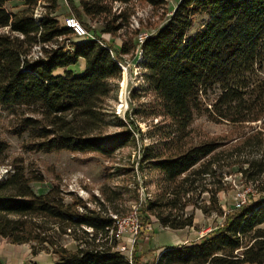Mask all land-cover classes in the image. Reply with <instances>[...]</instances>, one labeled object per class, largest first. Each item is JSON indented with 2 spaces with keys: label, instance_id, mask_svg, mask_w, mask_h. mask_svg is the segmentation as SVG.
I'll list each match as a JSON object with an SVG mask.
<instances>
[{
  "label": "trees",
  "instance_id": "trees-1",
  "mask_svg": "<svg viewBox=\"0 0 264 264\" xmlns=\"http://www.w3.org/2000/svg\"><path fill=\"white\" fill-rule=\"evenodd\" d=\"M17 1L24 8L11 13L0 0V111L7 113V130L22 139L23 149L111 159L130 144L138 148L129 168L115 169L157 177L156 194L140 205L132 264H142L137 248L154 221L172 231L192 228L194 210L223 222L199 243L166 249L154 264H264V0H179L140 46V29L130 30L133 3L157 10L166 8V1L65 0L61 13L58 0ZM38 4L42 17L34 20ZM67 17L94 39L75 37L65 26ZM125 34L130 35L122 39ZM104 35L121 38L120 47ZM36 46L40 56L28 58ZM128 55L139 59L140 82L128 91L123 117L110 119L107 103ZM79 60L84 68L76 76L69 67ZM59 69L63 75L54 74ZM201 116L250 125L251 133L225 154L222 148L231 141L193 138L192 124ZM139 121H149L145 133ZM111 126L117 131L108 132ZM7 149L0 139V162ZM232 168L257 194L224 211L217 196L230 186L223 178ZM7 173L0 181V238L28 244L32 256L48 251L51 264H129L113 250L117 241L109 235L113 216L130 210H118L116 191L102 187V199L89 200L58 185L35 193L32 185L43 183L41 176H28L21 165ZM64 237L73 249L62 244Z\"/></svg>",
  "mask_w": 264,
  "mask_h": 264
},
{
  "label": "rangeland",
  "instance_id": "rangeland-1",
  "mask_svg": "<svg viewBox=\"0 0 264 264\" xmlns=\"http://www.w3.org/2000/svg\"><path fill=\"white\" fill-rule=\"evenodd\" d=\"M164 1L167 2L166 8L157 10L139 1L133 3L135 13L131 18L130 30L140 29V33L151 34L158 27L163 25L179 0ZM4 3L8 11H17L16 9L18 6L16 2L5 0ZM199 23L198 21L195 24L194 29L198 28ZM92 27L98 30L99 26L92 24ZM129 35L130 34L120 35V37L122 39H127ZM103 38L108 40L115 48L121 45V38H112L107 35H104ZM123 61L124 62L120 65L122 69L121 80L117 85H114L111 97L107 103V111L109 117H111L110 119H112L113 114L117 117H123L124 112L128 108L126 102L128 91L131 86H136L140 82V68L137 65V61H133L132 57L129 55L124 56ZM83 68L84 62L79 60L77 64L70 66L69 70L77 76L83 72ZM63 73V70L59 69L54 74L63 75ZM123 82H125L123 94L127 106L121 108L120 94L122 92ZM0 119L2 125L0 129V139L4 140L8 145V149L0 162V181L5 179L12 165H21L28 176L36 175L43 178V183L32 185L35 193H43L51 186L58 185L62 191L73 193L84 200H89L92 197L102 199L100 189L105 187L119 194L120 198L116 202V205L121 212L131 209L136 203L137 197H140L141 194L145 195L147 197L146 199H151L157 192V177L154 174L140 178V176H137L135 173L123 175L116 172L115 169L117 168H129L136 159L138 148H135L133 144L117 151L111 159H103L92 154L81 155L67 152L44 154L27 152L22 147V139L11 135L7 130V113L0 111ZM156 121V119L153 120V123H156ZM148 125L149 121H139V128L144 133L148 130ZM259 125L260 124L257 125V129H259ZM251 129L250 125L233 126L224 122L215 123L201 116L197 117L192 124V135L195 140L209 139L221 141L223 143L231 141L227 146L222 148L225 154H227L233 151L231 145L239 140V138L242 137L241 135L246 136L250 134ZM114 131H117L115 127L111 126L110 129H108V132ZM145 143H149V140H145ZM225 172H230V174L225 175L226 177L223 178V181L230 186H227L226 189L217 196L224 211L228 209L229 205L234 203V197L238 191L247 187V185L241 183L240 175L236 168L225 170ZM136 183H138L139 191L136 190ZM202 198L207 199V195H202ZM89 207L94 209L96 206L90 203ZM194 215L195 227L193 230L187 232L188 238L192 240L200 236V231H213L223 222L222 217L215 215L207 217L204 216L200 210H194ZM169 233L170 232L166 230L160 229L157 225L153 227L151 240H149L147 245L145 244L146 248L142 253L143 260H149V263L155 260L153 259L155 256L154 252L160 248L161 245L169 244ZM143 237L146 236L144 235ZM62 239V244L65 247L69 249L74 248V243L69 238L64 237ZM0 257L8 264H27L29 262L45 264L53 258L46 250L41 251L36 256H32L28 244L12 245L2 238H0Z\"/></svg>",
  "mask_w": 264,
  "mask_h": 264
},
{
  "label": "built area",
  "instance_id": "built-area-1",
  "mask_svg": "<svg viewBox=\"0 0 264 264\" xmlns=\"http://www.w3.org/2000/svg\"><path fill=\"white\" fill-rule=\"evenodd\" d=\"M41 9L42 8L40 4H38L36 9L34 10V20H39L42 17ZM64 23L65 26L72 31L75 37L82 39H94L92 34L88 32L75 18L67 17ZM149 36L150 34L147 33L138 34V36L136 37L138 46H140L143 41ZM38 56H40V46L34 47L28 58H37ZM256 194L257 189L253 186H247L244 189H241L234 197L233 206L235 208L241 207L242 205L246 204L249 196H255ZM146 198L147 197L145 195L141 194L138 202L131 207L126 215L120 218L113 216V218L116 219L115 230H111L109 232V235H114V238L117 241V245L113 250L124 256L128 260L129 264H132L134 250L133 247L137 241L138 234L141 232V223L139 220L140 205L145 202V200H147ZM210 231L211 230L205 232L200 231L199 237L205 236ZM155 261L149 263V260H145L143 264H154Z\"/></svg>",
  "mask_w": 264,
  "mask_h": 264
},
{
  "label": "crops",
  "instance_id": "crops-1",
  "mask_svg": "<svg viewBox=\"0 0 264 264\" xmlns=\"http://www.w3.org/2000/svg\"><path fill=\"white\" fill-rule=\"evenodd\" d=\"M3 1H5V0H3ZM12 1L17 3L18 8L16 9L17 11H15V12L11 11V13H17L18 11H20V10H22L24 8L22 3H20L19 1H17V0H12ZM58 4H59L58 13H61V12H63V6L65 4V0H58ZM156 225L159 226V224L154 221L152 223L151 230L148 233L144 234L146 236V238L143 239V240L140 239V244H139V246L137 248L138 249V252H137L138 256H142V253H143L144 249L146 248L145 244L147 245L149 240H151V234L153 233V227L156 226ZM194 227H195V222H194ZM194 227L183 229V230H178V231H172V230H168V229H163V230H166V231L170 232L169 233V238H168L169 239V244L161 245L160 248H158L154 252L155 256H154L153 259L156 260L158 258V256L162 252H164L166 249L182 246V245H185V244H189L191 242L199 243L202 240L201 239L202 237H196L194 240H192V239L188 238V235H187V232H189V230L190 231L193 230ZM159 228L162 229L160 226H159ZM141 260H142V264H143L145 260H143V258ZM0 261L3 262L4 264H8L7 262L3 261L1 257H0ZM53 261H54V258H51L50 261L45 263V264H51Z\"/></svg>",
  "mask_w": 264,
  "mask_h": 264
},
{
  "label": "bare ground",
  "instance_id": "bare-ground-1",
  "mask_svg": "<svg viewBox=\"0 0 264 264\" xmlns=\"http://www.w3.org/2000/svg\"><path fill=\"white\" fill-rule=\"evenodd\" d=\"M124 87H125V82H123L122 83V92H121V94H120V104H121V108H123L124 106H127L126 105V102H125V100H124V94H123V89H124Z\"/></svg>",
  "mask_w": 264,
  "mask_h": 264
}]
</instances>
